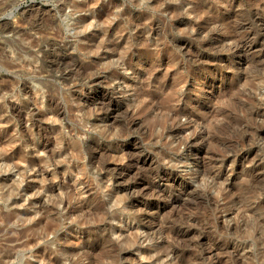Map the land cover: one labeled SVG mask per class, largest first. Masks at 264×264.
Segmentation results:
<instances>
[{
    "label": "rangeland",
    "instance_id": "374dc122",
    "mask_svg": "<svg viewBox=\"0 0 264 264\" xmlns=\"http://www.w3.org/2000/svg\"><path fill=\"white\" fill-rule=\"evenodd\" d=\"M0 85V264H264V0H0Z\"/></svg>",
    "mask_w": 264,
    "mask_h": 264
},
{
    "label": "bare ground",
    "instance_id": "6f19581e",
    "mask_svg": "<svg viewBox=\"0 0 264 264\" xmlns=\"http://www.w3.org/2000/svg\"><path fill=\"white\" fill-rule=\"evenodd\" d=\"M8 29V28H7ZM2 30V32L4 33L5 31L7 32V30L6 29H1ZM5 32V33H6ZM8 33V32H7ZM21 36V35H20ZM22 39V38H21ZM245 39V38H244ZM23 40V39H22ZM25 41V40H24ZM28 41V40H27ZM247 45V44H246ZM245 46V45H244ZM32 47V46H31ZM237 48V47H236ZM239 48V47H238ZM247 48V47H246ZM248 48H250L249 46H248ZM248 50V49H247ZM29 53V52H28ZM239 53V52H238ZM19 63H20V61H19ZM6 66V65H5ZM58 67V66H57ZM56 67V68H57ZM65 68V67H64ZM62 69V68H61ZM61 69H60V71H61ZM80 69V68H79ZM82 70V69H81ZM81 70H77V73L75 74V76L74 77H70V80H71V82L73 81L74 82V80H76V81H79L80 79H83V77L86 75V72L84 71H82L81 72ZM62 72V71H61ZM62 78H63V80L64 81H67V80H69L68 79V77H66V76H62ZM34 80V79H33ZM70 82V81H69ZM80 82H81V80H80ZM79 83V82H78ZM41 84V83H40ZM26 85H28V83H23V87H25V90H26ZM42 85H43V83H42ZM76 85V84H75ZM7 87L8 86H4V85H0V90H6L7 89ZM22 87V88H23ZM34 90H36V93H37V95H39L37 98L38 99H36V102H38L39 104H41L42 105V107L45 109V110H47L46 108H47V103H48V101H51L52 102V99L50 98H48L47 100L48 101H46L45 100V96H44V94H42L41 93V91H40V89L37 87V86H34ZM49 96V95H48ZM52 96V95H51ZM50 96V97H51ZM53 98V97H52ZM34 99L35 98H31L30 100H31V102H35L34 101ZM28 102H30V101H28ZM27 101H24L23 102V104L24 105H29V103H28ZM35 102V103H36ZM54 102V101H53ZM51 104V103H50ZM4 106V105H3ZM50 106V105H49ZM35 117H37V116H35ZM35 145V144H34ZM39 145L40 144H36V148L37 149H39ZM190 147V146H189ZM35 148V147H34ZM25 159H23V161H24ZM46 162H47V160H46ZM26 166L24 167V171L26 170V171H28V170H34L35 169V167H36V165L38 164V161H36V160H28V162H26Z\"/></svg>",
    "mask_w": 264,
    "mask_h": 264
}]
</instances>
